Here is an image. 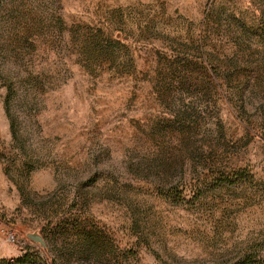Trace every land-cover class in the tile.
<instances>
[{
  "label": "rangeland",
  "instance_id": "rangeland-1",
  "mask_svg": "<svg viewBox=\"0 0 264 264\" xmlns=\"http://www.w3.org/2000/svg\"><path fill=\"white\" fill-rule=\"evenodd\" d=\"M0 264H264V0H0Z\"/></svg>",
  "mask_w": 264,
  "mask_h": 264
},
{
  "label": "water",
  "instance_id": "water-1",
  "mask_svg": "<svg viewBox=\"0 0 264 264\" xmlns=\"http://www.w3.org/2000/svg\"><path fill=\"white\" fill-rule=\"evenodd\" d=\"M28 239L30 240V241H32V242H34V243H37V244H39L41 247H43L44 248V241H43V239L40 237V236H38L37 234H32V235H29L28 236Z\"/></svg>",
  "mask_w": 264,
  "mask_h": 264
},
{
  "label": "built area",
  "instance_id": "built-area-1",
  "mask_svg": "<svg viewBox=\"0 0 264 264\" xmlns=\"http://www.w3.org/2000/svg\"><path fill=\"white\" fill-rule=\"evenodd\" d=\"M7 240L9 242H14V237L12 235H10V234H7Z\"/></svg>",
  "mask_w": 264,
  "mask_h": 264
}]
</instances>
